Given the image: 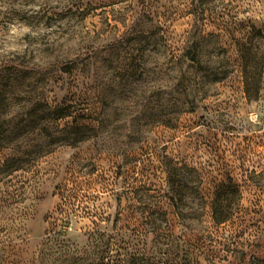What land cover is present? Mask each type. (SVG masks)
<instances>
[{"label": "rangeland", "instance_id": "1", "mask_svg": "<svg viewBox=\"0 0 264 264\" xmlns=\"http://www.w3.org/2000/svg\"><path fill=\"white\" fill-rule=\"evenodd\" d=\"M0 126V264H264V0H0Z\"/></svg>", "mask_w": 264, "mask_h": 264}, {"label": "trees", "instance_id": "2", "mask_svg": "<svg viewBox=\"0 0 264 264\" xmlns=\"http://www.w3.org/2000/svg\"><path fill=\"white\" fill-rule=\"evenodd\" d=\"M184 56L192 61L196 59V54H192L191 52H186ZM249 67L250 66H248L247 64H244L243 76L246 95L248 98H251L252 96L256 97L257 92L254 90L255 87L253 82L251 81L255 78V72L252 71V69ZM46 110L49 117L48 119L53 121L67 115L62 107H51L48 103H46ZM234 192H237V187L235 183L229 181L227 185L222 183L218 187V192L214 194V198L212 201V217L216 224L224 223L232 216V204L234 202L236 203L237 201V197L234 196Z\"/></svg>", "mask_w": 264, "mask_h": 264}]
</instances>
